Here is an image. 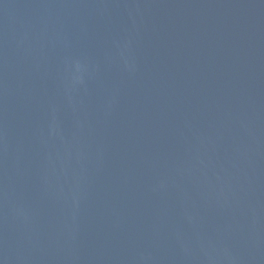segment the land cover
I'll return each mask as SVG.
<instances>
[{"label":"water","instance_id":"1","mask_svg":"<svg viewBox=\"0 0 264 264\" xmlns=\"http://www.w3.org/2000/svg\"><path fill=\"white\" fill-rule=\"evenodd\" d=\"M0 264H264V0H0Z\"/></svg>","mask_w":264,"mask_h":264}]
</instances>
